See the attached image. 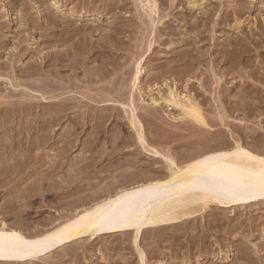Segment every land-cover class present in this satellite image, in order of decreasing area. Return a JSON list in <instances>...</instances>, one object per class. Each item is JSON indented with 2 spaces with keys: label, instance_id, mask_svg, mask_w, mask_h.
I'll use <instances>...</instances> for the list:
<instances>
[{
  "label": "rangeland",
  "instance_id": "obj_1",
  "mask_svg": "<svg viewBox=\"0 0 264 264\" xmlns=\"http://www.w3.org/2000/svg\"><path fill=\"white\" fill-rule=\"evenodd\" d=\"M0 94V225L39 235L167 176L165 157L241 139L264 151V0H0ZM176 227L145 232L140 250L131 234L105 236L27 264H264L263 199Z\"/></svg>",
  "mask_w": 264,
  "mask_h": 264
},
{
  "label": "bare ground",
  "instance_id": "obj_2",
  "mask_svg": "<svg viewBox=\"0 0 264 264\" xmlns=\"http://www.w3.org/2000/svg\"><path fill=\"white\" fill-rule=\"evenodd\" d=\"M139 65L141 66V63ZM138 68L139 66L137 70H139ZM138 72L135 74V82L138 80ZM176 94L171 91L167 102L175 106V108L181 109L180 111H182L184 117L207 126L201 109L191 101V98L190 100H183L180 98L182 95L179 97ZM133 104L131 103V105ZM135 108L133 109L135 110ZM134 112L132 113L134 114ZM135 114L132 115L133 118L131 117V120H133L132 127L137 131L139 143L153 156L161 155L162 157L160 152L154 148H150L146 142L144 127ZM240 141L235 142L231 147L222 146L216 151L210 150L205 154L191 157L182 164L177 163L171 157H165L169 171L167 176L152 180L147 178L148 180L144 183L122 188L97 203L82 208V210L77 211L73 216L64 221L56 222L49 230L39 235H27L23 231L16 229L15 226V228L9 227L2 222L0 234L3 235L5 245H7L13 233L17 234L26 243L22 245L20 251H10L5 247L4 251L0 253V264H27L44 261L47 256L56 253L60 249L74 245V243L80 240L95 242L105 236L131 234L135 248L140 250L139 244L145 232L169 227L170 229L172 227L175 228L194 219L200 212L212 209V207L236 209L252 205L262 199L264 200V187H262L260 180L261 174L264 173V151L250 148L248 147L249 145L246 146L245 143H241ZM238 176L248 177L249 179L243 180L242 183L250 185V187L245 189L235 188L232 181L234 177ZM86 197L83 198L85 199ZM140 254L141 260L144 263L145 255L143 252H140Z\"/></svg>",
  "mask_w": 264,
  "mask_h": 264
},
{
  "label": "snow or ice",
  "instance_id": "obj_3",
  "mask_svg": "<svg viewBox=\"0 0 264 264\" xmlns=\"http://www.w3.org/2000/svg\"><path fill=\"white\" fill-rule=\"evenodd\" d=\"M246 179H249V178L239 177V176L234 177L232 184L237 189L249 188L250 185H246L242 183V181ZM260 180H261L262 187H264V173L261 174ZM24 243L26 242L22 241V239L18 237L17 234L13 233L11 238L8 240L7 245H5V240L3 238V235L0 234V253L4 251L5 247H7L10 251H20Z\"/></svg>",
  "mask_w": 264,
  "mask_h": 264
}]
</instances>
